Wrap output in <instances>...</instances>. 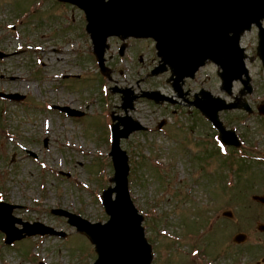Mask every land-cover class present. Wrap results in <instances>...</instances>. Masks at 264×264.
<instances>
[{
  "label": "rangeland",
  "instance_id": "374dc122",
  "mask_svg": "<svg viewBox=\"0 0 264 264\" xmlns=\"http://www.w3.org/2000/svg\"><path fill=\"white\" fill-rule=\"evenodd\" d=\"M35 4L36 0H0V48L13 53L9 59L0 60V90L25 94L29 102L23 105L0 101V112H5L3 118L0 115V199L19 205L14 213L23 222H43L65 232L66 239L33 236L9 246L4 244L5 235L0 232V264L93 262L96 251L89 238L51 210L62 207L94 222L108 218L101 193L103 187L113 185L109 156L112 112L121 118H139L149 127L144 134L133 133L122 139L121 147L129 155L130 193L144 216L146 236L154 247V264H264V231L257 228L258 222L264 223V204L252 199L254 194L264 195V164L258 165L251 155L233 157L231 163L224 164L211 142L214 131H210L198 110L184 108L173 115L171 108L163 109L161 104L146 99H137L133 110L122 106L121 95L111 90L114 86L132 88L136 93L173 91L167 76L155 82L145 79L148 69L138 61L143 57L151 66L157 60L150 42L128 49L134 62L127 66L125 60L128 57L130 61L131 56L117 58L120 40L111 39L107 68L101 73L96 61H92L95 55L89 35L74 31L73 22L60 14L58 1L46 0L37 14L33 13ZM27 10L31 13L29 23L24 22L21 30L13 31L14 18L23 22L20 17ZM256 35L251 31L243 37L254 87L245 98L253 103L255 112L256 105L264 102V67L257 53ZM25 45L39 46L36 52H14ZM219 70L211 62L204 66L196 77L197 91L205 88L228 101L234 100L242 86L236 83L232 95L222 93ZM63 72H80L83 80L65 77L61 83ZM103 85L106 87L101 93L99 88ZM68 99H77L83 108L88 106L87 114L74 121L48 107ZM225 112L222 117L229 124L246 122L244 130H250L252 143L259 142L251 152H263L264 124L258 123V115L240 110ZM163 116L173 118V126L165 129H170L173 137L154 131ZM179 138L187 142L185 146H176ZM46 140L48 144L44 145ZM26 148L38 158L28 156ZM202 148L216 154L204 153ZM192 152L196 156H191ZM158 158L176 163H171V170L161 172L155 167ZM60 171L69 172L70 176ZM175 171L180 173L182 182L174 181ZM228 183L232 185L227 186ZM223 211H231L233 217L223 215ZM212 215L217 221L206 225ZM202 230L206 236L201 235ZM238 233L247 235L244 243L233 242ZM196 234L203 237L197 238ZM193 247L205 248L210 258L203 259L202 252H194Z\"/></svg>",
  "mask_w": 264,
  "mask_h": 264
},
{
  "label": "water",
  "instance_id": "95a60500",
  "mask_svg": "<svg viewBox=\"0 0 264 264\" xmlns=\"http://www.w3.org/2000/svg\"><path fill=\"white\" fill-rule=\"evenodd\" d=\"M63 1L74 3L85 10L87 31L91 33L94 50L102 68L108 36L151 37L156 40L158 54L163 56L164 62L171 64L173 73L178 75L175 79L176 88H180L178 81L181 78L193 76L206 59H212L222 66L224 71L221 75L226 85L231 88L232 81L245 73L247 78L243 82L248 92L252 90L244 63V48L240 47L239 41L241 34L250 29L253 23L261 25L264 0ZM258 50L264 62V29L261 31ZM5 56L7 54L0 51V58ZM145 95L155 101L160 100L157 92H146ZM0 97L12 100L24 98L23 95L4 92H0ZM134 98L135 96L126 94L123 107H132ZM194 103L220 128L222 137L226 139H234L235 133L224 130L218 111L233 107L250 109L247 102L226 104L224 100L213 97L198 99ZM260 112L264 113V105ZM114 118H119V122L112 127L113 143L110 153L115 167L112 178L115 186L103 191V204L110 219L106 223H92L64 209H54L53 212L68 217L70 224L91 238L98 252V258L93 264H151L152 249L145 237L143 216L129 193L128 156L120 146L121 138L144 127L130 116ZM122 124L123 128H120ZM254 199L264 203V195H255ZM13 208V205L0 203V229L6 233V243L11 244L17 239L35 234L56 233L65 236L38 222H23L24 228H16L15 223H22V220L13 217ZM259 228L264 230V224L259 223ZM245 238V235L239 234L234 241L242 242Z\"/></svg>",
  "mask_w": 264,
  "mask_h": 264
},
{
  "label": "flooded vegetation",
  "instance_id": "af4514ba",
  "mask_svg": "<svg viewBox=\"0 0 264 264\" xmlns=\"http://www.w3.org/2000/svg\"><path fill=\"white\" fill-rule=\"evenodd\" d=\"M58 3L61 5L60 8L62 9L60 14L63 13L62 16H64L67 21L73 22V24L75 25V27L73 28L74 31H77V32H79V34H82L83 36H85V30H84L85 16H84V13L82 11H79V9H77L76 7L71 6L70 4L62 3L60 1ZM113 39H116L118 41L120 40L119 38H113ZM131 42H133V41H131ZM148 42H150V41H148ZM150 43L152 44V42H150ZM141 44L142 43H138L137 42L135 44L134 48L137 45H141ZM128 48L132 49L131 43L129 44ZM53 50H56V48H53ZM126 54H129V56H131V57H130V61H128V57L126 58L125 61L127 63H125V64L127 66L133 65V62H134L133 55L131 54V52L129 50L126 52ZM117 58L122 59L121 56H119ZM138 62L139 63H143L144 62L143 64H140V66L144 67L146 70L148 69L147 76H145V79L147 81L150 79V81L155 82L159 78H163L164 76H167V81L169 82L170 86L172 85V82L170 81V76H171V70L170 69L166 70L165 72H161V73H159L157 75H153V72H152L153 69L152 68L155 67V65H157L158 62L156 64L154 62V64L152 63L151 66H150L149 63H145L143 57H141ZM129 71H130V67L128 69V73H129ZM65 77H68V78H80V79L83 80V76L81 75L80 72H73V73H71V72H63V74L61 75V78L64 79ZM196 77H197V75L194 78L193 77L192 78H184V80L182 81V84H181V89L179 91L176 92V91H174L172 89L173 91L171 93L166 92V93L170 94L171 96H173L175 101L164 103L163 104L164 105V109L171 108L170 113H172L173 115L175 113H177L178 111L183 112L184 108L189 109V110H194L195 108L190 107L189 104H191L190 101L195 97L196 93L198 92L197 88H196V85H195L196 84ZM143 80H144V78L141 79V81H143ZM236 83L239 86H241L240 82H236ZM144 84H146L145 81H144ZM221 91H222V93L223 92L226 93V90L223 88L222 85H221ZM241 91H242V88L240 90V93H241ZM178 95H181L184 98L185 101L182 100L180 97H178ZM228 95H232V94H228ZM234 96H235L234 98L237 97V95H234ZM75 103L78 104V105H75ZM64 104L70 105L71 107H74V108L82 109V107H81L80 103H78L77 99H75V100L74 99H72V100L68 99V101L66 103H64ZM258 121H261V118H258ZM166 123H165V125L168 126L169 124L168 123L166 124ZM226 124L229 126L228 121L226 122ZM210 131H212V130H210ZM242 131H239V137L241 138L242 142L243 141L245 142V145L247 146V143L249 142L248 133L242 132ZM211 138H212L211 142H213V136ZM211 142H208V143H211ZM246 150H248V149H246ZM237 151L238 150H232V152H234V153H237ZM241 151H243V150H241ZM241 151H240V153L243 154V152H241ZM247 152H249V151H247ZM229 153H231V152L229 151ZM251 155H256V154L252 153ZM261 156L262 155H260V154L256 155V159H257L256 163H260V164L264 163V158H262Z\"/></svg>",
  "mask_w": 264,
  "mask_h": 264
}]
</instances>
